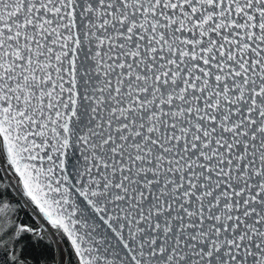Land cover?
<instances>
[{
  "label": "snow or ice",
  "instance_id": "obj_1",
  "mask_svg": "<svg viewBox=\"0 0 264 264\" xmlns=\"http://www.w3.org/2000/svg\"><path fill=\"white\" fill-rule=\"evenodd\" d=\"M0 174L57 264H264V0H0Z\"/></svg>",
  "mask_w": 264,
  "mask_h": 264
},
{
  "label": "trees",
  "instance_id": "obj_2",
  "mask_svg": "<svg viewBox=\"0 0 264 264\" xmlns=\"http://www.w3.org/2000/svg\"><path fill=\"white\" fill-rule=\"evenodd\" d=\"M0 192L3 193L0 199H2L4 203L10 204V207L13 209V212L11 213L13 219L17 220V222L33 225L38 230L43 229V227L34 221L27 209L22 206L21 202L11 191L4 178L3 180H0ZM20 251H23L27 257V264L55 263L54 243L45 230L42 239L32 237L30 239H26L22 244L18 245L17 252L19 253ZM6 259L8 258L4 256L3 245L0 244V264H5Z\"/></svg>",
  "mask_w": 264,
  "mask_h": 264
},
{
  "label": "rangeland",
  "instance_id": "obj_3",
  "mask_svg": "<svg viewBox=\"0 0 264 264\" xmlns=\"http://www.w3.org/2000/svg\"><path fill=\"white\" fill-rule=\"evenodd\" d=\"M8 175L10 176L11 175V173H8ZM4 179L6 180V183H7V185H9V187H10V189H11V191L14 193V195L19 199V201L21 202V204H22V206H24L26 209H27V211L30 213V215H31V217H33V219H34V221L37 223V224H39L41 227H43L42 225H41V223H40V220H39V218L35 215V213H33V211L28 207V206H26L25 205V203L22 201V199L20 198V196L16 193V190H15V188L13 187V185L15 184V180H12V182L10 183L9 182V179H8V177L7 176H4ZM43 229L45 230V228L43 227ZM46 231V230H45ZM48 234H49V236H50V233H49V231H46ZM50 238H51V236H50ZM52 241H53V243H54V249H55V259H56V257H57V245H56V241L54 240V239H52ZM54 259V260H55ZM55 263H56V260H55ZM54 263V264H55Z\"/></svg>",
  "mask_w": 264,
  "mask_h": 264
},
{
  "label": "water",
  "instance_id": "obj_4",
  "mask_svg": "<svg viewBox=\"0 0 264 264\" xmlns=\"http://www.w3.org/2000/svg\"><path fill=\"white\" fill-rule=\"evenodd\" d=\"M68 164H67V168H68V171L69 173H73L75 171V168H76V164L77 162L80 160V157H79V153L76 149H72L70 152H69V155H68ZM16 190V189H15ZM17 193V191H16ZM18 194V193H17ZM19 195V194H18ZM20 196V195H19ZM20 198L22 199V201L24 202V199L20 196ZM25 203V202H24ZM26 205V204H25ZM27 206V205H26ZM30 208V207H29ZM31 209V208H30ZM32 210V209H31ZM33 211V210H32ZM33 213H35L33 211ZM36 215V214H35ZM37 216V215H36ZM38 217V216H37ZM39 218V217H38ZM40 220V223L41 225L45 228L46 231H48L46 225L43 223V221L39 218ZM110 235V234H109Z\"/></svg>",
  "mask_w": 264,
  "mask_h": 264
},
{
  "label": "bare ground",
  "instance_id": "obj_5",
  "mask_svg": "<svg viewBox=\"0 0 264 264\" xmlns=\"http://www.w3.org/2000/svg\"><path fill=\"white\" fill-rule=\"evenodd\" d=\"M30 208H31V207H30ZM31 209H32V208H31ZM32 210H33V209H32ZM33 211H34V210H33ZM56 245H57V243H56ZM57 247H58V246H57ZM56 249H57V248H56ZM56 255H57V257H56V259H55V260H56V263H55V264H57V261H58V259H59L58 251H57V254H56Z\"/></svg>",
  "mask_w": 264,
  "mask_h": 264
}]
</instances>
